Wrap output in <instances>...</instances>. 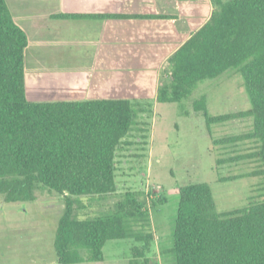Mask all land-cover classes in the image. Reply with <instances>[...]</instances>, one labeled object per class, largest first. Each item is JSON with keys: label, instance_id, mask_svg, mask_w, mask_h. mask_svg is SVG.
<instances>
[{"label": "trees", "instance_id": "16d2710c", "mask_svg": "<svg viewBox=\"0 0 264 264\" xmlns=\"http://www.w3.org/2000/svg\"><path fill=\"white\" fill-rule=\"evenodd\" d=\"M209 19L169 58L171 82L158 91L160 104L181 105L199 85L239 72L251 108L210 115L207 98L193 110L212 127L251 119L247 134L214 141L215 145L249 141L253 152L230 160L256 164L251 177L264 178V0H211ZM56 19L164 20L159 15L64 14ZM26 32L0 0V198L4 204L33 203L41 190L62 196L65 211L58 222L54 249L58 264L102 263L109 242L143 244L126 263L151 264L146 257L155 236L148 229L151 209L166 203L143 193L127 192L108 213L96 214V203L117 193V154L147 112L130 100L33 103L25 90ZM148 113V112H147ZM218 165L224 161L218 160ZM235 179H220L231 182ZM262 190V189H261ZM88 208V209H87ZM83 210L80 215L77 212ZM165 254L175 264H264V188L260 200L232 212L217 210L207 184L179 189L173 246Z\"/></svg>", "mask_w": 264, "mask_h": 264}, {"label": "rangeland", "instance_id": "374dc122", "mask_svg": "<svg viewBox=\"0 0 264 264\" xmlns=\"http://www.w3.org/2000/svg\"><path fill=\"white\" fill-rule=\"evenodd\" d=\"M41 1L46 3L39 9L42 14L84 12L82 0ZM171 1L174 8L177 5L182 8L181 12L195 7L199 11L198 20L189 27L187 35H174L173 32L179 31L178 25L166 19L137 20L139 32L130 31L126 24L122 30L130 35L121 36L118 28L110 32L113 50L109 55L112 53L114 57L108 56L107 67L101 68V63L107 61L104 52L83 49L84 41L89 46L86 39L90 34L87 22L83 21L51 22L53 29L39 38L33 36L39 34L38 30L30 33L25 52V90L27 99L33 103L122 99L134 101L148 112L139 114L137 126L127 139L129 146L118 151L117 193L100 202H85V207L92 206L96 214L108 213L127 192L143 193L148 206L152 200L164 197L165 204L151 209L148 230L154 234L155 241L146 253L151 264H175L172 255L164 252L173 246L180 188L209 185L220 213L239 210L260 200L264 188L263 177L250 176L256 168L254 162L230 161L252 153L254 143L214 144L217 140L249 133L252 120L235 119L213 126L210 137L204 118L193 110V102L202 96L207 98L212 116L249 110L251 104L239 72L229 70L219 79L199 85L181 105L158 101L159 89L171 82L168 67L171 54L190 31H196L209 19L214 9L211 0ZM7 3L19 25L22 24L19 7L22 10L24 5L35 6L25 0H7ZM146 9L155 11L154 7ZM171 14L176 13L170 10ZM162 32H171L174 39L159 42L157 38ZM95 70L97 74L91 77ZM218 160L224 164L218 165ZM230 178L235 180L220 181ZM65 207L62 196L47 190L37 192L33 203L4 204L0 198V264H58L54 240ZM77 213L82 215L83 210ZM142 247L143 244L134 240L109 242L104 249V262L85 264L126 263L133 258V250Z\"/></svg>", "mask_w": 264, "mask_h": 264}, {"label": "crops", "instance_id": "0c3cea01", "mask_svg": "<svg viewBox=\"0 0 264 264\" xmlns=\"http://www.w3.org/2000/svg\"><path fill=\"white\" fill-rule=\"evenodd\" d=\"M16 1H19V0H15V2ZM6 2H7V0H6ZM25 2L29 3V5L35 3V6L30 7L28 5H24L22 10L19 7L18 15H19V19L22 17V19H20L22 24L19 25L15 21V19H14V21L16 22V24L20 28H22L26 32V34L29 38V44H30V33L38 30L39 34H37V35L33 34V36H38L37 38H39V36L41 34H43L44 32L49 31L50 29H53L51 22H57V23L66 22V21L87 22V27L89 29L90 34L87 35L88 37L86 39V41H87L86 44H88L89 46H85V41H84V45H83L84 48L83 49L88 50L89 52L102 51L106 54L107 61L105 60L104 64L101 63V68L108 66L109 57L113 55L112 53H110V55H109V51H111V49L113 50L112 44H110V42H109L112 39L111 34H110L111 31L118 28V30H120V32H122L121 36L125 35L126 33L129 34V32L125 33L122 30L123 26L126 24L128 25V29H130V31H136V32L141 31V30L137 29V28H139L138 27L139 22L137 20H108V19H104V20L103 19H95V20H91V19H86V20L69 19V20H66V19H56V18H53L52 16L64 15V14H56V13L42 14L39 11L41 4H46L45 2H42L41 0H25ZM82 4H83V10H84L83 13H65V14H84V15H114V14H122L123 15V14H127V15H159V16H165V17H167V18H165L166 21L171 20L172 24L178 25L177 27L179 30L178 31L179 34H177L178 32L177 33L173 32V34L176 35L177 37H179V36L181 37L182 34L187 35L189 27L190 26L192 27L193 23L197 22L198 15H199V11L196 7L188 10L187 12L186 11L181 12L182 8L179 5H177L174 8L171 0H82ZM7 5H8V3H7ZM14 7H16L15 3H14L13 8ZM147 7H154L155 11H150V10L146 9ZM170 10L176 14H174L173 16H172V14L170 15ZM10 12L13 16L11 9H10ZM171 16H172V19H170ZM146 21H148V20H146ZM155 21H159V20H155ZM155 21H153V22H155ZM45 22H49V24H47ZM199 28H200V25H199L198 29ZM196 31H193V32L190 31L189 35L187 36V39L185 41H187L189 39V37L193 33H195ZM128 34H127V36H128ZM173 34L171 32H162L158 35L157 39L161 40L159 42H162V43L171 42L174 39ZM153 40H155V38ZM39 41L43 42V40H39ZM172 54H171V56H172ZM113 57H114V55L112 56V58ZM94 64L97 65L98 62L94 61ZM96 74H97L96 70L91 72V77L96 75ZM106 74H107V72H105V75ZM101 75H103V72L101 73ZM62 89H67V86H62Z\"/></svg>", "mask_w": 264, "mask_h": 264}]
</instances>
